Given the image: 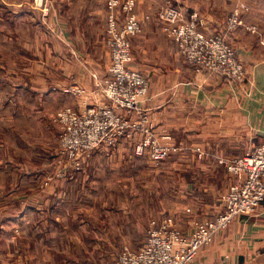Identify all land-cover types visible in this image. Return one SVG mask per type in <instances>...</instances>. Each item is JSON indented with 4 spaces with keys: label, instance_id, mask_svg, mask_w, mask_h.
Listing matches in <instances>:
<instances>
[{
    "label": "rangeland",
    "instance_id": "obj_1",
    "mask_svg": "<svg viewBox=\"0 0 264 264\" xmlns=\"http://www.w3.org/2000/svg\"><path fill=\"white\" fill-rule=\"evenodd\" d=\"M74 1H78L77 7L72 6ZM60 3L72 42L68 44L57 38L58 46H63L60 49L71 59L81 56L82 66L86 68L82 74L86 85L94 81L93 75L105 78L111 63L110 51L103 46V39L106 43L107 38L106 14L103 13L105 20L100 14L98 19L94 18L92 26L88 22L89 8L93 7L97 13L102 0H60ZM135 3V14L143 26L141 33L131 39L135 59L132 66L136 70L144 72V61L182 71L188 69L158 18L167 6L180 7L186 17L198 14L199 29L208 36L224 34L235 52L229 40L233 32L240 31L241 37L252 42V34L246 30L252 27V0H135ZM237 9L244 25L229 30L227 21ZM36 15L39 24L33 27L34 36L45 31L41 22L43 15L39 12ZM209 18L214 19V24H208ZM49 48L52 55L57 52L51 42ZM239 59L246 68V63ZM0 77L3 145L0 231L9 225V234H2V240L8 243L17 238L26 243L23 241H27V234L21 226L46 228L39 235L27 236L31 237V264H119L125 247L137 250L143 245L153 220L172 215L179 230V225L190 229L196 221L206 220L222 209V196L234 179L220 161L243 155H218L215 160L207 161L203 145L182 144L179 154L161 163L138 160L131 150L112 160L100 159L95 166L93 155L86 159L82 171H74L61 152L60 130L54 122L61 109L79 108L73 106L76 101L73 90L71 93L66 89L53 90L68 77L50 74L54 84L47 90L40 89L38 82L31 84L24 74ZM9 125L13 126L9 128ZM198 148L200 152H196ZM77 179L78 182H73ZM31 208L44 213L26 217ZM16 255L22 264L23 253Z\"/></svg>",
    "mask_w": 264,
    "mask_h": 264
},
{
    "label": "crops",
    "instance_id": "obj_2",
    "mask_svg": "<svg viewBox=\"0 0 264 264\" xmlns=\"http://www.w3.org/2000/svg\"><path fill=\"white\" fill-rule=\"evenodd\" d=\"M30 2L31 0H0V75L24 74L31 84L38 82L40 89L47 90L54 84L49 75L63 74L64 78L68 77L71 81L65 78L67 81L58 82L59 88H53L54 91L66 89L67 93H71L77 87L86 90L81 96L73 92L76 97L73 106L82 107L83 102H104L105 97L94 87V81L85 84V76L82 74L86 68L82 66L81 56L71 59L65 50L60 49L63 46H58V40H55L58 38L68 44L72 42L71 31L63 20L60 0H50V13L43 16L41 21L45 31H40L35 36L33 27L39 21H36L37 11L31 9ZM78 5V1L72 4L73 7ZM95 13L93 7L89 8V26H92L94 18H99V14L105 20L103 13L107 17V0H102ZM213 20L209 18L208 24H214ZM252 26L256 27V32L251 33L245 28L252 34V42L241 37L240 31L233 32L229 39L239 58L246 63L247 82L241 86L219 74L195 73L186 62V71L176 67L150 65L145 61L142 64L144 72L137 68L145 75L147 71L149 77L146 76L151 80L149 99L142 100V104L148 109L157 129L170 133L179 146L203 145L201 148L207 155V161L213 158L215 160L218 155H245L264 143V0H252ZM50 42L57 51L53 55L50 53ZM55 42L57 46H54ZM175 45L177 46L176 43ZM103 46L108 48L105 37ZM72 51L76 54L73 49ZM133 62L130 66L136 69L132 66ZM18 67L22 69L19 70ZM38 74H41L40 77ZM68 84L75 86L67 89ZM12 126L9 125V128ZM1 134L0 132V139ZM1 142L0 140V150L3 146ZM125 148H129V151ZM131 150L136 159L149 160L147 156L136 155L132 144L122 142L117 147L95 152L93 166L100 159L112 160ZM192 152H195L194 149ZM73 182H78V179ZM40 212L44 213L43 210L31 208L25 215L32 217ZM216 214L205 219H214ZM194 224L190 229L184 225H179V228L189 234L193 232ZM8 226L0 231V246L7 247L0 248V264H21L17 253H23L22 264H31L32 244L29 241L31 237L27 236L39 235L46 228L21 226L22 232L27 234V241H23L26 243H21L17 238L7 243L2 240V234H9ZM191 264H264V203L254 214L236 218L227 231L219 233L211 245L200 250Z\"/></svg>",
    "mask_w": 264,
    "mask_h": 264
},
{
    "label": "built area",
    "instance_id": "obj_3",
    "mask_svg": "<svg viewBox=\"0 0 264 264\" xmlns=\"http://www.w3.org/2000/svg\"><path fill=\"white\" fill-rule=\"evenodd\" d=\"M33 11L48 16L50 0H31ZM135 0H107L106 45L111 63L105 78L93 75L96 89L104 102L87 103L79 108L65 107L54 122L60 130L62 154L74 171H82L86 159L103 148L122 142L134 146L135 154L161 163L181 151L173 136L159 131L142 100L149 95V80L131 68L134 61L131 39L142 31L135 14ZM177 6H167L158 15L165 35L174 40L179 55L195 73L208 72L226 77L241 86L246 82V68L223 34L208 36L199 29L198 14L186 17ZM244 25L239 9L227 21L229 30ZM256 32V27L247 28ZM74 94L84 95L82 87ZM200 152V149H196ZM234 181L222 196V209L214 219L196 221L193 232L178 229L172 215L153 220L143 245L133 250L125 247L119 264H191L203 247L229 229L234 220L254 214L264 203V143L239 158L221 159Z\"/></svg>",
    "mask_w": 264,
    "mask_h": 264
}]
</instances>
